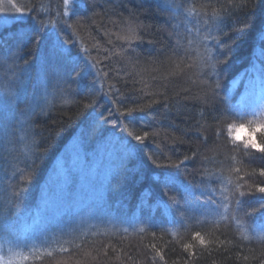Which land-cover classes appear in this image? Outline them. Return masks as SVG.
<instances>
[{
    "label": "trees",
    "instance_id": "1",
    "mask_svg": "<svg viewBox=\"0 0 264 264\" xmlns=\"http://www.w3.org/2000/svg\"><path fill=\"white\" fill-rule=\"evenodd\" d=\"M15 1L28 16L0 28V255L27 256L21 264L70 254L88 264H257L264 194L238 205L232 193L237 182L264 180V153L225 146L216 120L262 113L253 98L264 89V0H76L68 10L64 0ZM206 47L211 75L201 67ZM84 133L86 156L120 148L91 208L77 192L75 208L32 222L54 164ZM76 175L67 191L82 189ZM23 222L34 229L19 231Z\"/></svg>",
    "mask_w": 264,
    "mask_h": 264
},
{
    "label": "rangeland",
    "instance_id": "2",
    "mask_svg": "<svg viewBox=\"0 0 264 264\" xmlns=\"http://www.w3.org/2000/svg\"><path fill=\"white\" fill-rule=\"evenodd\" d=\"M75 1L76 0H69V4L65 5V9H70L72 3ZM13 2L16 3L17 6L22 7L15 0H13ZM0 8L6 9L5 12L0 13V28L6 24H11L16 20L23 19L28 16V11L25 9L24 14H17L14 10H9L11 9V6L8 4V0H0ZM4 20L7 21L3 22ZM48 40L52 44V41L50 39ZM44 41L45 40H43V43ZM51 44L46 41L47 46H45L43 52H46L50 55L51 50L49 51L47 47H51ZM88 69H90V67H88ZM51 73H47L46 80L48 83H52L53 79L55 78L53 75H56L54 72ZM55 87L56 90H51L50 94L48 93V95H52L53 98H57L58 90L60 89L58 85ZM263 90L256 93L253 98L254 105L262 112H264ZM84 136L85 133L77 137V140L72 143L73 145H70V148L65 153L63 159L59 158L54 164L50 176L43 186L38 205L33 211L32 222L38 221L43 215L46 214L58 215L64 212L65 209L75 208V206L79 203L77 192H79L81 196L80 202H82V200L86 202L84 208H91L95 200V194L101 190L108 177V172L112 170L118 160L117 155L120 152V148L117 146L114 148V146H112L106 150L103 147L99 149V147L94 146L92 152H90V154L88 153L89 155L86 156V151L81 148V139ZM123 151L124 149H122V152ZM75 174H77L75 177V179H77V183L82 181V189L80 190L77 188L75 191H67V184L74 180L73 175ZM57 192L60 193L59 196H57ZM54 194H56V198L52 197ZM91 201L93 202L91 203ZM56 204H58V206H56ZM32 222L29 225L24 222L19 224V231L26 232L27 230L34 229ZM43 222H46L44 224L46 225L48 224L49 219H44ZM1 237L4 238V236ZM41 239L42 238L40 236L37 238V240Z\"/></svg>",
    "mask_w": 264,
    "mask_h": 264
},
{
    "label": "snow or ice",
    "instance_id": "3",
    "mask_svg": "<svg viewBox=\"0 0 264 264\" xmlns=\"http://www.w3.org/2000/svg\"><path fill=\"white\" fill-rule=\"evenodd\" d=\"M65 5L69 4V0H64ZM8 4L11 6V9L9 10H14L15 13L17 14H24V8L17 6L16 3L13 2V0H8ZM6 9L4 8H0V13L5 12ZM65 15H67V13H65ZM7 20H4L3 22H6ZM69 28L72 27L71 24L67 25ZM201 67L207 69V71L205 72V74H214V70L216 69V57L212 51V49L210 47H206L204 50V55L201 57ZM211 70V71H210ZM215 88H219L220 87V83L219 80H216L215 84H214ZM133 111V109L129 108L127 109V112H131ZM132 134V133H130ZM149 133L145 132L143 133V135H136L135 138L137 140H143L144 138L148 137ZM257 152L259 153H264V144L259 145L256 149ZM188 158L185 157V160H187ZM182 163V161H181ZM178 166V165H176ZM241 169L239 168H233L231 169V173L239 176ZM258 176L260 178H264V167H261L258 171ZM240 181L244 180V177H239ZM247 188L248 190L245 191L244 189ZM256 193H260V194H264V180H261L259 183H256L254 185H250V184H246V183H240L237 182L235 185V188L233 190V197L236 198V202L238 205H241V201L242 198H245L248 195H252V194H256ZM264 206V205H262ZM255 211V209H253V212ZM193 239L198 241L201 245H204L206 243H208V241L205 240V238L201 235L200 232H194L193 233ZM184 251L187 252L189 255H192V248L193 245L192 244H184ZM61 252L64 253H68L69 249L67 248H63L61 247L60 249ZM153 251L155 252V256L159 257V259L161 261H164V256L162 254V252L155 246L153 245ZM48 255L51 256L52 253L48 252ZM89 254L85 253L84 256L87 257ZM104 255H107V253L105 252ZM245 261H247L249 259V256H244L243 257ZM255 258V257H253ZM28 259L27 256H18L15 260H13L12 258L9 259H5L4 256L0 255V264H21L22 261H26ZM95 259V258H93ZM57 264H88V260L87 259H81V260H77L75 262L72 261L71 259V254L69 255L68 259H61L59 261H57ZM185 264H187V262H185ZM257 264H264V253H261Z\"/></svg>",
    "mask_w": 264,
    "mask_h": 264
},
{
    "label": "clouds",
    "instance_id": "4",
    "mask_svg": "<svg viewBox=\"0 0 264 264\" xmlns=\"http://www.w3.org/2000/svg\"><path fill=\"white\" fill-rule=\"evenodd\" d=\"M208 88L209 95L214 96L217 88L211 84ZM216 123L221 140L225 146H230L233 150H255L259 145L264 144V112L243 121H237L225 111L218 114Z\"/></svg>",
    "mask_w": 264,
    "mask_h": 264
},
{
    "label": "bare ground",
    "instance_id": "5",
    "mask_svg": "<svg viewBox=\"0 0 264 264\" xmlns=\"http://www.w3.org/2000/svg\"><path fill=\"white\" fill-rule=\"evenodd\" d=\"M54 38L57 39V37H54ZM45 46H43V49L45 48ZM59 46H61V40H58V41L56 40V47H59ZM186 203L189 205V207L192 206V202L191 201L188 200ZM63 242H64V240L58 239L59 245H63Z\"/></svg>",
    "mask_w": 264,
    "mask_h": 264
}]
</instances>
